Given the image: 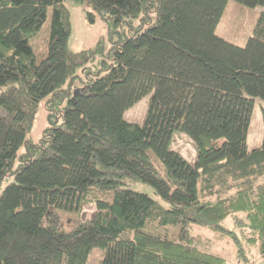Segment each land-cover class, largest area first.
Wrapping results in <instances>:
<instances>
[{
  "label": "trees",
  "instance_id": "16d2710c",
  "mask_svg": "<svg viewBox=\"0 0 264 264\" xmlns=\"http://www.w3.org/2000/svg\"><path fill=\"white\" fill-rule=\"evenodd\" d=\"M76 1L106 19L109 48L68 46L64 0H0V264H85L96 247L98 264H225L191 229L217 227L243 255L218 225L237 212L264 256V12L238 45L215 32L228 0ZM50 7L36 60L30 40ZM145 96L142 123L127 121ZM257 97L263 133L249 148ZM176 132L192 139L193 162L172 147ZM51 208L61 230L43 224Z\"/></svg>",
  "mask_w": 264,
  "mask_h": 264
},
{
  "label": "rangeland",
  "instance_id": "374dc122",
  "mask_svg": "<svg viewBox=\"0 0 264 264\" xmlns=\"http://www.w3.org/2000/svg\"><path fill=\"white\" fill-rule=\"evenodd\" d=\"M65 5L70 12L71 31L68 37V46L73 50L93 47L98 40L103 41L104 47H110L108 37V23L106 19L92 6L76 0H64ZM87 11L92 13V19L87 17ZM264 12V3L256 6H247L236 0H228L223 14L215 28V32L223 38L244 45L247 37L251 35L253 25L259 13ZM52 16V8H48L45 21L40 26L36 34L31 38L30 44L34 51L36 60H39L46 52L47 43L50 37L49 25ZM116 35V34H114ZM148 96L141 98L132 106L127 108L123 113V117L130 122L142 123L146 109ZM259 103H262L260 98L255 99V108L249 126L248 139L251 146H255L261 142L263 125L261 119V110ZM2 110L0 109V114ZM46 125V108L44 103H40L31 138L37 140ZM172 147L179 151L187 160L193 161L196 150L192 139L185 133L176 132L172 140ZM133 188L142 190L150 195H153L152 188L141 182H135ZM96 211V206L92 202H85L80 211V218L84 222H88ZM244 212L230 213L218 225L229 229L233 234H236L241 242L243 255L238 256L236 246L232 239L223 235V232L217 227L205 226L203 229H191L194 240L198 247L203 250L218 253L222 255L226 262L225 264H264V256L261 255L257 248L248 243L244 233H247L245 224L237 223L235 218H244ZM63 214H58L50 209V212L43 220L44 226L53 227L57 230L63 228ZM190 228V227H189ZM170 228L166 232L168 237H174ZM104 250L93 248L86 260L85 264H98V261L103 257Z\"/></svg>",
  "mask_w": 264,
  "mask_h": 264
},
{
  "label": "crops",
  "instance_id": "0c3cea01",
  "mask_svg": "<svg viewBox=\"0 0 264 264\" xmlns=\"http://www.w3.org/2000/svg\"><path fill=\"white\" fill-rule=\"evenodd\" d=\"M247 142H248V146H249V148L256 147V146H258V145L260 144V143H259V144L255 145V146H251L250 143H249V139H247ZM188 161H189V160H188ZM193 161H194V159H193ZM193 161H190V162H193Z\"/></svg>",
  "mask_w": 264,
  "mask_h": 264
}]
</instances>
